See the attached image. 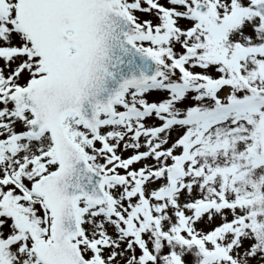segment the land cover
<instances>
[{
	"label": "snow or ice",
	"instance_id": "snow-or-ice-1",
	"mask_svg": "<svg viewBox=\"0 0 264 264\" xmlns=\"http://www.w3.org/2000/svg\"><path fill=\"white\" fill-rule=\"evenodd\" d=\"M0 264H264V0H0Z\"/></svg>",
	"mask_w": 264,
	"mask_h": 264
}]
</instances>
